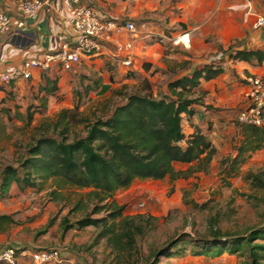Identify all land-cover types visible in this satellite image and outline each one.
Instances as JSON below:
<instances>
[{"label":"trees","instance_id":"16d2710c","mask_svg":"<svg viewBox=\"0 0 264 264\" xmlns=\"http://www.w3.org/2000/svg\"><path fill=\"white\" fill-rule=\"evenodd\" d=\"M86 4L94 8L92 4ZM241 46L234 42L226 49L219 47L214 55L222 54L219 59L213 57L190 73L178 77L168 75L164 81L165 88L162 86L153 90L154 87L148 82L143 91H128L121 103L101 115H80V98H77L72 111L62 109L53 124L40 127L39 136L27 146L26 156L17 165L8 164L1 170L0 199H5L13 186L18 190L28 187L40 190L49 179L58 183V186L91 189L87 193L88 199L95 203L91 213L74 224L63 219L62 231L65 233L74 227H93L97 231L95 241H105L114 253L117 264H159L161 256L188 254L208 259L229 255L244 258L243 264H264V243H257L258 240L264 242V224L243 233L222 231L216 227L219 215L212 217L206 235L190 238L189 235L180 234L161 248H151V259H144L141 241L153 218L125 215V207L112 199L115 192L128 188L136 179L160 180L169 176L174 181L209 173L217 155L211 135L220 134L225 126H232L238 137L232 139L229 153L216 159L218 174L227 186H230L228 179L236 175L254 153L264 148V115L261 125L240 123L237 118L246 107L244 101L239 106L227 109L229 118L226 120L219 114L221 109L205 104L202 100L204 93L200 88L201 82L226 75L229 70L227 62H245L255 68L264 65V43L252 48ZM109 47L114 50L113 45ZM105 57L104 69L109 77H113L115 66L122 57ZM79 66L75 65L66 72L76 73ZM180 68L187 69L188 65ZM133 70L128 66L125 75L133 77ZM230 75L238 83L247 82L236 77L232 69ZM100 77L87 86L86 92L96 90L102 94L110 89V85L103 84V77ZM58 78L56 70L41 72L36 87V98L40 101L38 105L31 103L24 113L16 107L3 106L0 115L20 120L23 126H29L37 113L46 110L50 98L57 101L63 98ZM31 81L32 78L23 80ZM15 82L0 83L11 87L6 92L10 100L16 97L15 87H12ZM2 91L5 93L0 89ZM197 91H200L199 95ZM198 106L204 107L205 112L214 115L216 120H211L209 116L199 119L200 124L195 123L193 117L199 112ZM176 165L188 167L176 169ZM246 179L250 180L253 187L264 189V169L257 173L249 172ZM80 202L75 205V210L80 209ZM102 212L105 214L92 216ZM12 222V217L0 215V231L3 230V224ZM48 248L53 247L32 249ZM172 249L175 251L171 253ZM26 258H20L16 264L24 263ZM0 264L6 263L0 261Z\"/></svg>","mask_w":264,"mask_h":264},{"label":"rangeland","instance_id":"374dc122","mask_svg":"<svg viewBox=\"0 0 264 264\" xmlns=\"http://www.w3.org/2000/svg\"><path fill=\"white\" fill-rule=\"evenodd\" d=\"M158 39L152 38L154 42H158ZM172 50L173 48L170 49L167 45L162 53L156 52L154 55L164 60L166 58L163 55L173 53ZM84 59L91 58L83 57L80 63L81 68L87 64L91 65L90 69H92L95 63H85ZM135 64H132L131 68L135 67ZM58 74L60 75L58 76L60 94L63 98L60 101L50 98L46 110L43 113H37L29 126H23L20 120H11L0 115V172L8 164L17 165L26 156L27 146L39 136L40 127L53 124L62 109L72 111L77 98H80V102L78 101L80 115L92 117L95 114L101 115L106 110H111L114 105L121 103L123 95L128 91H143L148 82L152 83L156 90L155 86L160 88L164 86L165 81L163 78H158L159 76L155 82L147 77L142 79L137 76L121 82L117 77L102 76L110 85V89L100 94L96 90L86 92L87 86L92 85L93 80L99 77L91 72H83L81 69V72L65 73L64 71ZM37 84V81L23 82L19 88L20 93L16 94L12 100L6 95L11 87L0 85V89L5 91L0 93V108L8 105L24 113L31 103L38 105L40 101L36 98ZM12 87L16 88L15 85ZM245 94L240 97L237 106L244 102ZM214 97L209 95L204 99L211 101ZM215 100L218 99L215 97ZM79 127L82 129L81 125ZM220 134L225 142L218 144L217 156L227 154L231 149L232 139L238 138L232 126H225ZM187 167V165L175 166L176 169L183 170ZM262 169H264V148L254 153L240 167L239 172L228 179L230 186H227L218 174L217 163L214 161L209 173H199L190 178H178L174 181L169 176L160 180L136 179L128 188L115 192L112 199L118 205L125 207V215H143L153 218L149 222L147 234L141 241L144 259H151L149 255L152 252L151 248H161L180 234L189 235L190 238L206 235L209 222L216 215L220 216L216 227L222 231L243 233L249 228L263 225L264 189L253 187L250 180L246 179L249 172L257 173ZM90 190L58 186V183L52 179L44 182L40 190L29 187L18 190L13 186L5 199H0V215L10 216L13 220L10 224L2 225L0 244L26 248L60 247L63 254V262L60 264H117L114 253L105 241H95L97 231L93 227L81 229L74 227L65 233L62 231L63 219L66 218L68 223L74 224L78 219L91 213L95 203L88 199L87 193ZM56 196L57 199H55ZM79 201H82L80 202L82 205L80 209L75 210V205ZM104 214L102 212L92 216ZM257 243L264 242L258 240ZM173 251L175 249H172L171 253ZM243 262L244 258L240 257L225 256V258L212 260L188 254L161 256L158 263L243 264ZM22 264H31V261L26 258Z\"/></svg>","mask_w":264,"mask_h":264},{"label":"crops","instance_id":"0c3cea01","mask_svg":"<svg viewBox=\"0 0 264 264\" xmlns=\"http://www.w3.org/2000/svg\"><path fill=\"white\" fill-rule=\"evenodd\" d=\"M14 1L0 0V10L12 14ZM82 2L92 4L105 17L131 19L135 22V33L124 37L134 38L133 56L136 62L133 67L134 73L133 77H127L125 75L127 66L117 62L113 78L117 77L121 82L137 76L142 79L147 77L154 82L158 76L165 80L168 75L178 77L210 61L219 47L226 49L230 44L238 42L242 44V48H252L264 43V27L253 26L254 15L264 16V0H252L248 3V8H244L246 0H82ZM247 11L249 15L246 14ZM20 31L14 36L0 34V72L19 66L29 58L40 57L45 52L57 50L65 41L70 42L75 37L73 19L64 8L63 0H51L49 4L44 5L35 17L27 19L26 26ZM152 38H159L158 42H154ZM184 40L187 42L184 43ZM162 43L164 44L161 45ZM166 44L170 49L173 48L172 51L178 50L182 53H167L163 55L166 59H159L154 54L162 53ZM105 56L95 55L89 57L90 60L84 59L85 63H95L94 67L90 69L91 65L85 64L84 68H81L80 64L75 72H81L82 69L83 72H91L99 77H109L103 66ZM185 64L188 65L187 69L180 68ZM226 67L229 69L226 75L202 81L200 88L204 93L203 102L221 109L219 114L227 120L229 118L227 109L236 107L240 97L244 96L249 88L247 82L238 83L232 78L230 70L234 71L236 77L244 79L250 75H264V65L255 68L245 62L235 64L227 62ZM32 74L31 82H38L41 71L33 69ZM22 83L23 80L14 83L15 94L20 93ZM102 83L108 84L104 77ZM152 86L154 87L153 84ZM197 94L199 95L200 91H197ZM209 95L215 96L218 100L216 101L214 97L211 101H206L204 98ZM204 109L202 106L199 107L198 114L193 117L195 123L200 124L199 119L209 116L211 120H216L214 115H209ZM211 138L218 155V144L225 142V139L218 133H212ZM229 151L230 149L227 154ZM217 155L214 161L222 156ZM225 256L235 257L223 255L222 258Z\"/></svg>","mask_w":264,"mask_h":264},{"label":"built area","instance_id":"2783aa9c","mask_svg":"<svg viewBox=\"0 0 264 264\" xmlns=\"http://www.w3.org/2000/svg\"><path fill=\"white\" fill-rule=\"evenodd\" d=\"M50 1L15 0L12 14L0 10V34L14 36L26 26L28 18L35 17ZM251 1L246 0L247 4L244 8H248V3ZM63 6L72 16L75 37L70 42L65 41L57 50L45 52L40 57L29 58L19 66L0 72V83L9 84L30 79L33 69H39L41 72L51 70L66 72L80 64L83 57L89 58L95 55L122 57L120 63L127 67L135 62L134 38H124L126 35L135 33L136 25L133 20L120 21L105 17L82 0H63ZM254 17L253 26L264 27V16L254 15ZM187 41L184 40V43ZM109 45H113L114 50H111ZM221 56L222 54H218L213 59H219ZM244 79L249 85L244 100L246 107L239 113L237 119L240 123L261 125L264 115V75L246 76ZM22 257H28L31 264L63 262L60 247L34 250L32 248L18 249L9 245L0 246L1 262L16 264Z\"/></svg>","mask_w":264,"mask_h":264},{"label":"water","instance_id":"95a60500","mask_svg":"<svg viewBox=\"0 0 264 264\" xmlns=\"http://www.w3.org/2000/svg\"><path fill=\"white\" fill-rule=\"evenodd\" d=\"M20 32H22V33H23V31H20Z\"/></svg>","mask_w":264,"mask_h":264}]
</instances>
